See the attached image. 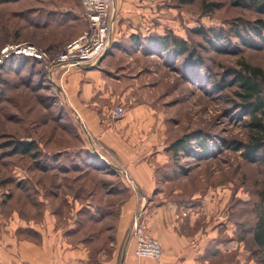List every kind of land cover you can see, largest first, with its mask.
I'll return each instance as SVG.
<instances>
[{
    "label": "rangeland",
    "instance_id": "rangeland-1",
    "mask_svg": "<svg viewBox=\"0 0 264 264\" xmlns=\"http://www.w3.org/2000/svg\"><path fill=\"white\" fill-rule=\"evenodd\" d=\"M204 1L217 4L210 14L204 13ZM80 5V0H0V56L9 45L30 43L55 59L73 42L76 26L84 25L85 31L89 27ZM115 5L105 67L133 88L136 98L159 111V120L167 127V146L188 135L209 139L207 153L193 141L198 157L171 154L167 168L158 170L162 198L179 206H241L245 212L239 216L248 229L240 228L239 234L249 238L244 247L251 264H262L250 233L256 221L252 212L262 205L264 164L242 158L249 118L236 109L237 89L221 90V83L232 79L242 60L264 70V50L246 47L230 31L237 20H254L255 15L233 7L229 0H115ZM199 29L223 30L226 39L214 46L197 33ZM169 34L188 41L198 57L171 56L144 40ZM132 36L142 41H132ZM56 72L64 74L46 60L18 55L0 65V199L2 205L14 200L20 218L40 223L49 217L55 233L70 229L71 247L85 250L90 264H110L111 241L130 187L119 169L114 173L116 169L100 159L91 164L72 160L74 154L88 157L94 150L100 152L92 148L83 122L58 90L61 78ZM12 139L35 140L52 169H37L27 156L6 155L11 151L3 144ZM33 184L39 188L38 202ZM127 244L128 237L118 264Z\"/></svg>",
    "mask_w": 264,
    "mask_h": 264
},
{
    "label": "crops",
    "instance_id": "crops-1",
    "mask_svg": "<svg viewBox=\"0 0 264 264\" xmlns=\"http://www.w3.org/2000/svg\"><path fill=\"white\" fill-rule=\"evenodd\" d=\"M75 29L70 41L81 36L85 26ZM105 60L95 67L56 73H60L62 88L57 87L83 122L89 141L108 167L119 169L130 187L120 207L115 240L111 241L114 251L110 264H118L132 220L139 213L142 225L161 242L164 253L159 261L136 257V242L129 234L122 264H251L250 252L244 247L249 238L239 234L246 222L239 216L245 212L241 206H179L162 198L158 170L167 168L173 155L168 151L167 127L159 120L157 109L142 97L136 98L133 88L110 73ZM118 106L125 110L122 118L114 114ZM75 157L76 162L98 163L91 154H74L72 160ZM33 187L38 202L39 188ZM3 203L0 199V264H90L85 250L71 247L70 229L55 233L53 219L46 217L40 223L26 220L18 215L14 200Z\"/></svg>",
    "mask_w": 264,
    "mask_h": 264
},
{
    "label": "trees",
    "instance_id": "trees-1",
    "mask_svg": "<svg viewBox=\"0 0 264 264\" xmlns=\"http://www.w3.org/2000/svg\"><path fill=\"white\" fill-rule=\"evenodd\" d=\"M233 7L240 8L242 10L250 11L255 15L254 20H237L232 25L230 31L234 33V36L246 47L255 50H264V0H229ZM217 6L216 3L203 2L204 13L210 14ZM197 33L202 36L212 45H220L226 39L223 30H206L199 29ZM131 40H136L137 43L141 42L136 36H132ZM147 43H152L158 50L166 52L171 56L176 57H198L197 50L191 47L188 41L183 40L174 35L154 36L144 39ZM226 45L229 46V41ZM232 44V43H231ZM228 48H220L221 51H226ZM109 53V52H108ZM199 59H197L198 61ZM201 65V63H198ZM197 64V65H198ZM54 71V70H52ZM52 71L51 76H52ZM232 79L224 80L221 83V90L236 88L235 95L238 98L236 103V109L241 110V115L247 116L249 121L247 123L248 137L247 142L242 146V158L248 163H263L264 164V70L262 68L249 64L246 60L240 62V69L234 71ZM61 92V91H60ZM208 136L202 135H188L185 138H180L173 142L168 151L173 154L174 157L181 152H185L188 156L198 157L193 153L192 145L193 141L199 146V149H204L205 152L209 151L207 141ZM209 140V139H208ZM93 148V143L90 141ZM5 148L10 150V153L6 155H21L32 158L35 161L37 169L42 171H50L52 167L46 165V159L50 160L49 156L46 158L41 157L39 150V144L32 141H22L12 139L9 142L3 144ZM237 150H241V146L237 147ZM203 153V151H202ZM93 156L97 158V161H103L99 156L100 153L93 151ZM195 155V156H194ZM205 155V154H203ZM102 156V155H101ZM103 157V156H102ZM53 161V159H51ZM104 162V161H103ZM54 163V161H53ZM52 163V165H53ZM105 163V162H104ZM106 164V163H105ZM262 195L261 206H255L253 215L256 217L255 224L251 228V238L255 244L258 254L262 257V264H264V192ZM247 225L241 227L244 232L247 231ZM240 229V231H241ZM240 233V232H239ZM129 233L126 237H128ZM241 236L243 234H240ZM245 236V234H244ZM243 236V237H244ZM246 237V236H245ZM261 264V263H260Z\"/></svg>",
    "mask_w": 264,
    "mask_h": 264
},
{
    "label": "built area",
    "instance_id": "built-area-1",
    "mask_svg": "<svg viewBox=\"0 0 264 264\" xmlns=\"http://www.w3.org/2000/svg\"><path fill=\"white\" fill-rule=\"evenodd\" d=\"M80 4L89 27L81 37L67 45L55 59H51L46 49L24 43L5 47L1 52L0 65L6 58L18 55L35 60H46L50 68L62 69L64 74L74 68L97 66L99 60L111 47L116 13L114 0H80ZM114 114L116 117L122 118L125 110L122 106H118L115 108ZM129 232L136 242L135 255L138 258L154 261H159L162 258V246L144 228L140 213L134 216Z\"/></svg>",
    "mask_w": 264,
    "mask_h": 264
},
{
    "label": "water",
    "instance_id": "water-1",
    "mask_svg": "<svg viewBox=\"0 0 264 264\" xmlns=\"http://www.w3.org/2000/svg\"><path fill=\"white\" fill-rule=\"evenodd\" d=\"M108 51H109V49L106 51V53L103 55V57L99 60L98 65L101 64L103 62V60L108 56ZM58 90L61 91V88L58 87ZM94 152H96V151L94 150ZM98 156L102 160H104V158L101 155L98 154Z\"/></svg>",
    "mask_w": 264,
    "mask_h": 264
}]
</instances>
